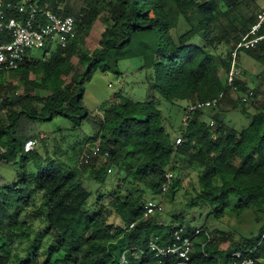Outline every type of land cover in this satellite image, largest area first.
I'll return each instance as SVG.
<instances>
[{
    "label": "trees",
    "instance_id": "16d2710c",
    "mask_svg": "<svg viewBox=\"0 0 264 264\" xmlns=\"http://www.w3.org/2000/svg\"><path fill=\"white\" fill-rule=\"evenodd\" d=\"M41 4L74 15L79 36L68 48H44L42 56L18 69L0 71L1 167L13 165L17 172L0 184V264H178L151 243L171 246L180 228L193 237L189 264H226L237 251L264 257V102L254 104L257 90L244 79L252 60L259 64L256 76L264 81V38L255 47L237 49L261 19L259 0ZM100 21L106 25L98 47L90 49L86 42ZM257 35H264V23L250 38ZM236 49L242 76L229 85ZM132 58L141 62L146 98L119 90L110 104L101 106V114L89 109L86 83L97 72L120 74L121 61ZM232 89L252 117L242 130L219 114L212 118L206 113ZM251 90L256 94L250 95ZM222 91L217 106L189 113L192 104ZM162 105L177 106L181 122L176 133ZM56 117L70 124L42 137L39 124ZM181 136L183 142L177 144ZM30 139L36 146L25 152ZM97 142L100 151L83 163L86 148ZM95 157L103 159L99 166H94ZM185 167L197 171L199 187L185 192L187 201L169 211L166 221L164 203L154 197L171 192L175 199L184 188L182 179L174 175L167 192L162 184L167 172ZM109 181L114 185L110 193L103 189ZM149 200L160 202L162 210L147 214ZM203 208L216 219L226 212L239 218L248 212L253 227L239 230L238 238L225 234L215 239L209 228L196 234L183 210ZM113 215L121 224L111 222Z\"/></svg>",
    "mask_w": 264,
    "mask_h": 264
},
{
    "label": "rangeland",
    "instance_id": "374dc122",
    "mask_svg": "<svg viewBox=\"0 0 264 264\" xmlns=\"http://www.w3.org/2000/svg\"><path fill=\"white\" fill-rule=\"evenodd\" d=\"M77 1L78 0H73L74 3H77ZM259 2L264 8V0H259ZM105 25L106 24L102 21H100L97 25L95 24L93 33L86 42V47L90 49H94L96 46L98 47L100 33H102ZM55 48L56 47H53L50 50H53ZM43 51V49H34L32 51L33 58H35V56H42ZM258 66L259 64H256V62L249 60L247 63V69L249 74L244 75V79L249 81L250 84L255 88V90H257V94L254 93L256 94V102L254 101V104H256L257 107L261 105L262 102H264V81H262L260 77L256 76L258 74ZM120 72V74H117L113 71H108L105 73L97 72L95 76L89 82L86 83L85 103L89 109L93 110L94 112H99V114H101V106L104 104H110L112 99L114 100L113 95L119 90L123 91L124 93H127L129 96L134 97L135 99L143 100L146 98L147 91L144 90L142 86L143 73L141 71L140 60L132 58L121 61ZM12 74L16 75V72L12 71ZM220 75L223 80H225L227 77L223 69L220 70ZM238 99V92L235 89H232L227 95V97H225V99L221 101V103L216 109L207 110L206 113L210 115V117L219 114L220 117H223L229 125L236 128L237 130L245 129L250 125L252 117L244 113L242 106L237 103ZM183 104H186V102H183ZM162 107L163 113L168 118L170 124L173 123L174 125V128H172L171 130L176 133L181 122V114L178 113V111L176 110L178 109L177 106H170L171 109H169V106L165 105H162ZM250 110L253 112L256 111L254 107H251ZM69 124L70 121H68L67 119L63 117H56L53 120L41 122L39 124V128L40 132H49L44 134V136H47L50 133L56 132L58 128L68 126ZM85 130L86 132L90 133L89 128H85ZM81 136L82 135H80L79 137ZM91 150L92 147L86 148V151ZM93 161L94 166H99L102 163L103 159L99 157ZM89 167L92 168L91 166ZM114 172L115 170H113V173ZM16 173L17 172L15 166L3 164L1 167L0 184L3 185L11 179L13 180L17 175ZM174 175L175 178L178 177L179 179H182L184 185V188L178 191L176 198L173 199L171 192L167 194L156 195L154 197L159 201H163L164 211L161 214L163 217L165 215L168 216V218H166V221H168V219L170 218L168 214L169 211H176L177 208L181 207V202L185 203L187 201V196L185 195V192H193L195 187H199L197 171L195 169L185 167L180 173H174ZM115 179L116 177L114 178V180ZM113 181H109L107 184H105V186H103V189L109 191L110 193V191H112V189L114 188V185L112 186ZM123 183L125 184V182ZM85 184L90 185L89 182H86ZM95 188L96 186L93 187V189ZM127 188H129V186H127ZM102 192L104 193L103 190ZM109 195L110 194H107L105 197L109 198ZM183 211L186 216H189L191 218L189 222L191 228H209L210 231L215 234V239L218 238L219 235L225 234L232 235L235 238H238L240 237L239 230H247L249 227H253V218L252 215H250V213L248 212L244 213L242 216H240V218L236 217L235 214L226 212L225 214H223L222 217L216 219L213 218L212 215L209 216L210 212L206 208H203V210L201 211H199L198 209H193L192 211ZM201 214L203 215V218H201V220H198ZM110 220L111 222H114L117 225L121 224V220L119 218H116L114 215L111 217Z\"/></svg>",
    "mask_w": 264,
    "mask_h": 264
},
{
    "label": "built area",
    "instance_id": "2783aa9c",
    "mask_svg": "<svg viewBox=\"0 0 264 264\" xmlns=\"http://www.w3.org/2000/svg\"><path fill=\"white\" fill-rule=\"evenodd\" d=\"M62 8V5L58 6L59 11ZM263 23L264 12L259 22L238 44L237 49L255 47L264 38V35L250 37L261 29ZM78 36L77 19L72 14H65L43 6L41 0H0V71L16 70L23 63L33 60L32 51L34 49L68 48ZM237 49L233 52L234 61L228 74L229 85L233 84L235 78L242 76V70L236 64ZM224 94L225 92L222 91L211 99L192 104L189 113L217 106ZM249 94L254 95V92L251 90ZM243 100L248 101L249 96H245ZM214 124L215 121L212 120L210 125ZM182 142L183 137H178L177 144ZM35 146V139L28 140L25 144V152L32 151ZM99 151L100 144L95 143V147L91 151L84 153L83 163L89 164L93 155ZM2 152H5V149H2ZM1 164L0 161V172ZM173 179L174 173L167 172L162 184L164 192L169 190ZM146 208L147 214H151L156 210H162V204L155 200H149ZM202 232V229H196V234ZM174 238L175 241L171 246L161 248L152 242L151 248L158 251L159 254L175 257L178 264H189L192 259L193 237L184 235L183 228H180L175 231ZM233 256V259L226 264H253L256 260L264 261V257L252 256L241 251L235 252Z\"/></svg>",
    "mask_w": 264,
    "mask_h": 264
},
{
    "label": "crops",
    "instance_id": "0c3cea01",
    "mask_svg": "<svg viewBox=\"0 0 264 264\" xmlns=\"http://www.w3.org/2000/svg\"><path fill=\"white\" fill-rule=\"evenodd\" d=\"M47 132H45V131H42L41 132V136L43 137L44 136V134H46Z\"/></svg>",
    "mask_w": 264,
    "mask_h": 264
}]
</instances>
